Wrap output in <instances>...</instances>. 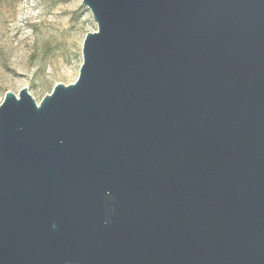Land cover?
Returning <instances> with one entry per match:
<instances>
[{
  "label": "water",
  "instance_id": "obj_1",
  "mask_svg": "<svg viewBox=\"0 0 264 264\" xmlns=\"http://www.w3.org/2000/svg\"><path fill=\"white\" fill-rule=\"evenodd\" d=\"M77 79L0 104V264H264V0H82Z\"/></svg>",
  "mask_w": 264,
  "mask_h": 264
},
{
  "label": "rangeland",
  "instance_id": "obj_2",
  "mask_svg": "<svg viewBox=\"0 0 264 264\" xmlns=\"http://www.w3.org/2000/svg\"><path fill=\"white\" fill-rule=\"evenodd\" d=\"M82 0H0V104L22 88L38 104L56 84L76 81L87 33L96 31Z\"/></svg>",
  "mask_w": 264,
  "mask_h": 264
}]
</instances>
